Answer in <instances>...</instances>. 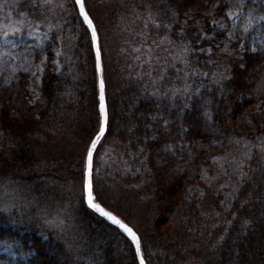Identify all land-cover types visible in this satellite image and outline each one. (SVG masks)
I'll return each mask as SVG.
<instances>
[{"label": "trees", "instance_id": "trees-1", "mask_svg": "<svg viewBox=\"0 0 264 264\" xmlns=\"http://www.w3.org/2000/svg\"><path fill=\"white\" fill-rule=\"evenodd\" d=\"M237 2L126 0L113 7L110 27L97 28L109 114V127L101 142L117 140L116 148L131 156L135 169L112 179L110 190L103 184L105 179H96L93 195L140 237L146 264H264V147L252 149L232 199L223 206L218 205L220 197L213 202L217 214L209 215L192 193L199 185L204 144L227 139L245 117L264 132V21L244 31L249 12L264 15V0H243L244 16L232 45L234 52L227 56L228 77L199 79L201 89L186 101L143 93L136 69L131 72L124 43L128 27L119 22L124 15L149 7L160 19L170 17L173 29L185 20L182 36L190 46L199 48L208 43L201 42L202 34L213 32L211 17L225 19V11ZM71 4L72 34L67 38L71 55L64 69L55 72L47 65L54 59L51 46L56 34L39 50L47 67L36 102L30 103L21 87L27 75L19 74L18 84L0 82V102L4 104L0 127L8 137L0 149V182L12 183L23 199L22 205L10 211L0 208V244L7 246V251L0 252V264H138L128 239L88 210L82 200L65 231L50 229L39 218L42 202L54 195L41 179L43 173L78 183L82 176L81 166L73 168L63 160L41 171L36 167L38 139L46 134L44 129L60 140L89 137L90 141L98 130L91 37L72 0ZM254 30L259 41L252 45L248 36ZM225 34L226 29H219L210 41L218 44ZM105 233L111 240H103ZM114 241L121 242L124 256H114Z\"/></svg>", "mask_w": 264, "mask_h": 264}, {"label": "rangeland", "instance_id": "rangeland-1", "mask_svg": "<svg viewBox=\"0 0 264 264\" xmlns=\"http://www.w3.org/2000/svg\"><path fill=\"white\" fill-rule=\"evenodd\" d=\"M72 1L75 4V0ZM122 2L126 0H85V5L96 27L104 31L111 26L109 17L113 7H117ZM71 8V0H47V2L46 0H0V82L3 85L18 84L19 74L27 75L25 82L20 84L24 87L27 99L32 104L40 95V82L34 84L32 76V72L36 71V66L40 65L44 70L47 66H52L55 72H59L62 68L64 69L66 60L71 55L69 54L71 47L67 39L72 34L73 11ZM149 12L159 24L162 18L165 21L162 32L149 21ZM229 12H234L236 15L229 19L227 15ZM132 14L129 13L127 16L123 14L119 22L125 23L128 27V35L124 43L132 63L131 72L132 69L133 71L136 69V76L143 84L141 87L143 93L156 98L164 97L171 101L175 99L186 101L201 89L198 84L199 79L208 78L212 81H221L228 77L227 56L234 52L232 45L244 16L243 10L240 11L236 7L230 8L225 11V19L212 16L210 25L213 27V32L202 34L201 42L208 40L206 41L208 43L199 48L190 46L182 36L181 28L185 20H182L181 27L173 29L170 17L160 19L159 14L155 15L156 12L149 7L141 12H132ZM189 19L187 17V21ZM213 20L217 23L213 24ZM172 22L175 23V21ZM136 25H138V30L134 29ZM76 28H78L77 25ZM219 29H226L225 38L218 44L211 42L213 33ZM54 33L56 37L51 46L54 59L50 65H47L46 61L41 65V60H45V57L42 50H39L49 45L50 36ZM252 33L248 39L251 44H254L259 41V33L255 30ZM57 52L60 53L59 56ZM242 52L241 48L239 53ZM25 68L29 70L25 71ZM37 75L41 79L42 74L37 73ZM33 89L36 90L38 96L33 93ZM3 108L4 104L0 102V114ZM244 119L239 122V127L227 139L213 141L202 146L204 156L199 163V185L195 186L192 193H195L196 198L202 202L201 207L209 211V215L217 214L213 202L218 197H220L217 201L218 205L223 206L237 192L245 173L244 166L252 149L256 147L263 150L264 132L257 130L250 117ZM4 130L0 127V149L8 138ZM44 130L46 134L42 139H38L41 144L35 161L36 167L41 171L58 165L63 160L71 164L73 168L81 166L82 170L85 146L91 142L89 137L83 140L69 138L60 140L57 137L58 140L56 137L53 138L55 135L52 131ZM102 143L101 147L98 145L93 158V181L105 179L103 184L108 185L107 188L110 190L109 183L112 179L114 180L118 174L130 173L135 168L132 167L131 156L122 149L116 148L117 140L108 138L103 145ZM41 179L48 187L50 186L54 195L42 202L38 209L39 218L48 228L59 232L65 231L73 222L76 206L81 200L83 202L81 182L64 181L44 173ZM17 191L12 183L0 182V208L10 211L23 203ZM49 193H51L50 190ZM105 236H102L103 240L109 238L111 240L110 234L105 233ZM111 243L115 249L114 256L126 254L121 242ZM5 251H7V246L0 244V252ZM93 253L97 252L93 251ZM159 260L161 262V259H158L157 263Z\"/></svg>", "mask_w": 264, "mask_h": 264}, {"label": "snow or ice", "instance_id": "snow-or-ice-1", "mask_svg": "<svg viewBox=\"0 0 264 264\" xmlns=\"http://www.w3.org/2000/svg\"><path fill=\"white\" fill-rule=\"evenodd\" d=\"M47 2V0H46ZM75 5L79 8V15L82 18L83 24L87 26V31L91 33V42L92 47L96 52V71L100 73L101 69V49L98 43V34L97 27L93 22V19L90 17L88 11L86 10L85 0H75ZM236 8L240 11L243 9V0H238L235 5ZM229 19L232 16L236 15L234 12H229ZM148 19L150 22L154 23L156 27H160V24L155 20L152 13H148ZM259 21H264V15L255 16L251 12L247 14V23L244 28V31L247 32L249 28L253 26L254 23ZM213 24H216L217 21L213 20ZM147 27V24L145 25ZM167 27V25H165ZM264 43V40L261 41ZM243 47V45H241ZM138 51V50H137ZM186 51V50H185ZM255 51V49H253ZM59 56L60 53L57 52ZM139 59V57H137ZM46 59V58H45ZM45 63V60H41V65ZM28 68H25V71H28ZM44 68L40 65L36 66V71L32 72L34 78L33 83L39 84L40 76L37 73L43 74ZM57 71L59 69L57 68ZM33 93L38 96L36 90L33 89ZM109 127V114L106 107L105 100V82L101 77L99 81V117H98V131H96L94 138H91L90 144L85 146V151L83 155V167H82V176H81V185H82V195L87 202L89 208L97 212L100 216L105 217L112 224L120 228L127 236L130 238L132 244L135 246L136 256L139 258V264H146L144 256L141 251V240L140 237L133 231L131 227L125 224L123 221L118 219L111 212L106 211L101 204L95 202L94 186H93V153L95 152L97 145L101 142V139L105 136Z\"/></svg>", "mask_w": 264, "mask_h": 264}, {"label": "water", "instance_id": "water-1", "mask_svg": "<svg viewBox=\"0 0 264 264\" xmlns=\"http://www.w3.org/2000/svg\"><path fill=\"white\" fill-rule=\"evenodd\" d=\"M77 10H78V14H79V8L77 7ZM80 16V15H79ZM86 26V25H85ZM87 27V26H86ZM89 34H90V37H91V33L89 32ZM92 49H93V52H94V57H95V67H96V52H95V49L92 47ZM101 69H102V63H101ZM96 73H97V87H98V111H99V81H100V79H101V77H102V71L100 72V73H98L97 71H96ZM94 138V137H93ZM103 139V138H102ZM101 139V140H102ZM100 144V143H99ZM98 144V145H99ZM98 145H97V147H98ZM97 149V148H96ZM95 152H96V150H95ZM95 152L93 153V158H94V154H95ZM83 202H84V205H85V207L88 209V210H90L91 212H93L96 216H98L99 218H101L102 220H104L107 224H109L110 226H112V227H114L115 229H117L118 231H119V233L120 234H122L124 237H126L127 239H128V241L132 244V242H131V240H130V238L127 236V234L126 233H124L120 228H118L116 225H114V224H112L110 221H108L105 217H102V216H100L97 212H95L94 210H92L91 208H89L88 207V205H87V202H86V200L84 199V197H83ZM96 202V201H95ZM98 203V202H97ZM103 207V206H102ZM104 208V207H103ZM105 209V208H104ZM106 210V209H105ZM106 211H108V210H106ZM118 218V217H117ZM119 219V218H118ZM122 221V220H121ZM126 224V223H125ZM132 246H133V248H134V252H135V256H136V251H135V246L132 244ZM136 259H137V262H138V264H139V258L136 256Z\"/></svg>", "mask_w": 264, "mask_h": 264}]
</instances>
